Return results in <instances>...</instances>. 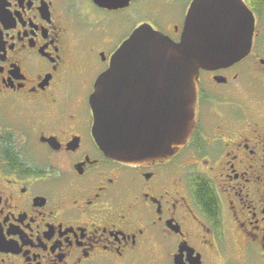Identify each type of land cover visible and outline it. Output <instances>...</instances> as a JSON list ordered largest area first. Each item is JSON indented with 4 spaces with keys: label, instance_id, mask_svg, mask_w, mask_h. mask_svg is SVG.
Segmentation results:
<instances>
[{
    "label": "flooded vegetation",
    "instance_id": "af4514ba",
    "mask_svg": "<svg viewBox=\"0 0 264 264\" xmlns=\"http://www.w3.org/2000/svg\"><path fill=\"white\" fill-rule=\"evenodd\" d=\"M191 1L0 0V264H264V99L238 96L264 76V0L247 55L200 69L178 152L122 164L92 134L112 53L142 23L177 42Z\"/></svg>",
    "mask_w": 264,
    "mask_h": 264
},
{
    "label": "water",
    "instance_id": "95a60500",
    "mask_svg": "<svg viewBox=\"0 0 264 264\" xmlns=\"http://www.w3.org/2000/svg\"><path fill=\"white\" fill-rule=\"evenodd\" d=\"M121 7L128 0H94ZM254 18L244 0H192L177 42L147 23L132 30L95 79L92 134L127 165L178 152L194 127L200 69L232 65L250 50Z\"/></svg>",
    "mask_w": 264,
    "mask_h": 264
},
{
    "label": "rangeland",
    "instance_id": "374dc122",
    "mask_svg": "<svg viewBox=\"0 0 264 264\" xmlns=\"http://www.w3.org/2000/svg\"><path fill=\"white\" fill-rule=\"evenodd\" d=\"M178 11H182V9L178 8ZM115 18L125 19L130 26H132L137 21L136 12L131 7L120 11L118 14L115 15ZM159 22H161L160 18ZM253 79L256 86L251 84L246 88H242V92L238 93L239 98H248L249 101L259 100L261 97L262 99H264V76L257 75ZM219 88L220 90H223L225 87L221 86Z\"/></svg>",
    "mask_w": 264,
    "mask_h": 264
}]
</instances>
